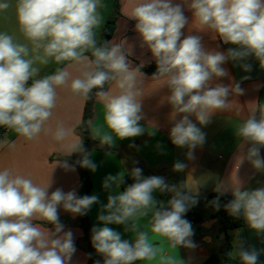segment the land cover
I'll list each match as a JSON object with an SVG mask.
<instances>
[{"label":"clouds","instance_id":"clouds-1","mask_svg":"<svg viewBox=\"0 0 264 264\" xmlns=\"http://www.w3.org/2000/svg\"><path fill=\"white\" fill-rule=\"evenodd\" d=\"M184 6L192 12L195 29L209 31L213 38L218 36L224 44L235 47L226 52L206 50L199 36L181 39L182 29L188 25ZM104 7L103 0H0V12L14 10L18 30L27 41L20 43L0 31V127L29 141L41 133H51L65 156L80 153L76 163L91 171L97 165L84 149L82 137L74 138L73 127L62 121L56 123L54 131L46 127L57 106L58 89L102 103L103 125L88 121L91 138L99 140L101 146H112L114 138L144 133L139 124L145 96L144 64L132 66L126 41H98ZM124 15L136 21L141 47H147L156 62L150 79L161 81V88L168 91L164 99L171 106L174 121L170 140L177 147H187V156L193 159V150L204 144L206 135L190 117L206 126L214 113L233 109L230 95L245 91L240 82L213 84L214 78L229 76L222 65L233 61L250 72L252 65L242 62L252 57L264 69V0H181L175 4L173 0H126ZM37 63L58 67L52 74L39 76ZM72 69L78 74L74 76ZM234 135L239 141L236 170L246 160L257 172H264V103L251 107L235 126ZM55 166L75 171V165L66 160H58ZM185 168L179 161L173 166L177 172ZM127 174L132 183L122 192L118 189L125 183L123 173L108 175L103 182L104 189L116 194L108 195L97 217L105 226L91 230L93 248L103 257V264L153 262L158 256L162 264H175L162 256L154 239L162 238L172 249L196 247L191 239L192 225L184 216L198 203L194 186L200 182L194 180L193 185L188 179L169 185L160 176L144 177L139 167ZM50 186L51 180L41 185L30 175L9 168L0 170V264H71L76 252L74 235L64 230L58 209L82 216L98 203V196L78 197L75 190L65 193L60 188L49 194ZM228 190L222 183L215 188L220 196ZM230 191L233 198L224 206L226 211L264 237V187L243 189L236 176L235 181L231 179ZM157 192L172 195L165 203L156 198ZM212 203L219 208V196ZM144 218L149 219L147 230L140 224ZM110 224L124 225L125 231L134 234V242L122 240L119 232L107 226ZM234 252L240 264H259L260 251L255 248L239 247Z\"/></svg>","mask_w":264,"mask_h":264},{"label":"crops","instance_id":"crops-1","mask_svg":"<svg viewBox=\"0 0 264 264\" xmlns=\"http://www.w3.org/2000/svg\"><path fill=\"white\" fill-rule=\"evenodd\" d=\"M103 2L105 7L101 9V12L104 16V23L98 32L99 42L103 39L104 24L114 11L115 0H103ZM180 2L181 0H173L174 4ZM125 4L126 0H120V17L110 42L126 41V47H129L131 52L128 59L132 66L144 64L141 69L145 74V96L142 99L143 119L139 121L140 126L144 128V133L132 138H114L112 146L117 149L116 151L107 150V145L101 146L99 140H97L99 147L91 149L90 159L97 165V168L95 171L88 169L92 184L90 196H98V203L93 204L88 210L89 221L92 228L105 226L97 217L101 214L102 207L107 204L108 195L116 194V191L106 190L103 187V182L108 175H116L119 172L127 175V171L139 167L144 177L160 176L165 178L169 185H179L188 179L189 183L194 185V180H198L200 184L194 186V189H198V203L192 208L201 215L202 221L200 223L194 221L192 227L194 235L191 237L196 247L194 249L184 247L172 249L167 241L158 237L154 239V243L160 248L162 256L170 258L175 264H203L213 253L220 251L223 242L220 238L218 219L214 221L216 217L209 198L211 193H217L215 191L217 185L222 183L228 187L229 190L224 195L230 197H232L231 179L235 181L236 176L241 181L243 189L255 190L264 187V172H257L248 161L245 160L236 170L239 165L238 159L235 162V157L239 152V141L234 135L235 126L248 115L251 107L256 103H264V69H261L259 62L252 57L242 62L252 65L250 72H245L239 64L233 61L222 65L228 71L229 76L214 78L213 84L230 85L240 82V86L245 90L244 94L230 95L229 100L234 99L233 109L214 113L211 122L206 126L199 125L194 116L190 117L197 127H201L206 139L202 146H197L193 150L194 158L189 159L187 156L189 149L177 147L170 140V129L174 121L171 119V106L164 99L168 91L166 88H161V81L150 79L156 71V62L147 47H141L139 34L135 31L136 21L124 15ZM183 11L188 19V25L182 29L181 39L187 35L199 36L206 50L226 52L229 48L235 47L231 44H224L218 36L213 38L214 34L209 31L195 29V25H192V12L186 6L183 7ZM0 31L7 32L20 43H27L18 30L14 10L11 8L0 12ZM35 67L40 69L39 76H44L52 74L58 65L37 63ZM72 71L74 76L78 74L74 69ZM244 76H249L250 79L242 80ZM57 91V106L46 127L54 131L56 123L62 121L67 127L74 128V138L79 139L77 129L83 121L86 101L73 96L66 88ZM180 118L177 116V119ZM93 123L98 127L103 125V105L98 100L95 104ZM153 132L154 135L150 134ZM261 157L264 158V148L261 149ZM58 160H66L70 165H75V171H65L55 166ZM178 161L186 165L181 172L173 170L174 164ZM76 162V153L65 156L59 144L52 139L51 133H41L37 139L29 141L7 128L4 136L0 138V170L9 168L19 174L30 175L34 182L41 185L51 180L49 194L60 188L65 193L75 190L78 196L81 176ZM118 191H124L121 185ZM154 195L158 200L166 203L172 194L157 192ZM58 215L59 219H62L64 230H70L74 235L76 252L71 264H89V255L78 246L84 237V232L79 226V215L74 216L64 211L62 207L58 209ZM204 222H209L207 228H202ZM37 223L43 222L37 221ZM140 224L147 230L149 219L144 218ZM45 226L53 227L50 224ZM107 226L119 232L122 240L134 242V234L125 231L124 225L110 224ZM230 238L232 257H237L234 251L239 247L255 248L260 251L259 264H264V237L258 236L246 223L242 228L231 230ZM100 264H103L102 256ZM136 264H162V259L158 256L156 261H137Z\"/></svg>","mask_w":264,"mask_h":264},{"label":"trees","instance_id":"trees-1","mask_svg":"<svg viewBox=\"0 0 264 264\" xmlns=\"http://www.w3.org/2000/svg\"><path fill=\"white\" fill-rule=\"evenodd\" d=\"M120 17V0H115L114 2V11L107 18L104 27L102 29L103 39L100 43L110 42L111 38L114 36V33L117 28V23ZM108 86L106 85V88ZM95 104L96 99L86 101L85 111L83 121L77 129L78 135L82 137L83 147L87 153H90L91 149L94 147H99V142L96 139L91 138V128L88 124V121L94 120L95 117ZM6 127H0V138L4 136L6 133ZM109 151H116L117 149L113 146H106ZM77 161L81 159V154L76 153ZM78 170L80 172V183L78 187V197L85 196L91 194L92 184L90 181L88 169L79 166L77 164ZM128 175V174H127ZM125 175V183L122 184L123 190L132 183V180ZM217 196H219V208H217L212 201H214ZM210 201L212 204V208L214 210V216L218 219V226L222 232L225 233L222 246L220 251L217 253H213L203 264H240L239 258L232 257L230 255V250L232 248L230 231L238 228H242L245 225V222L242 218H234L225 209V205L232 199V197L227 195L220 196L219 193H211ZM186 218L195 221L196 223H200L202 221L201 215H199L192 207L186 213ZM62 223V219H59ZM79 226L84 232V237L82 239V243L78 246L82 248L90 257L89 264H96L97 261L100 262L101 255L97 254L95 249L91 244V235H92V226L89 221V212L85 215H79Z\"/></svg>","mask_w":264,"mask_h":264},{"label":"water","instance_id":"water-1","mask_svg":"<svg viewBox=\"0 0 264 264\" xmlns=\"http://www.w3.org/2000/svg\"><path fill=\"white\" fill-rule=\"evenodd\" d=\"M214 221H217V218H214ZM207 223H209V222H204L202 224V228H207ZM224 235H225V233L222 232L221 235H220V238L223 239L224 238Z\"/></svg>","mask_w":264,"mask_h":264},{"label":"built area","instance_id":"built-area-1","mask_svg":"<svg viewBox=\"0 0 264 264\" xmlns=\"http://www.w3.org/2000/svg\"><path fill=\"white\" fill-rule=\"evenodd\" d=\"M185 219L188 220L191 223L192 227L194 226V221H192L190 219H187V218H185Z\"/></svg>","mask_w":264,"mask_h":264}]
</instances>
